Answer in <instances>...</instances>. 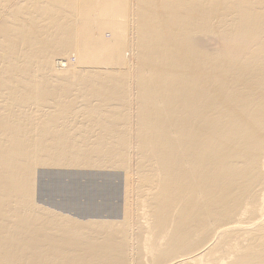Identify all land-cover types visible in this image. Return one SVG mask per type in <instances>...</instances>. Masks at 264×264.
<instances>
[{"label":"bare ground","instance_id":"obj_1","mask_svg":"<svg viewBox=\"0 0 264 264\" xmlns=\"http://www.w3.org/2000/svg\"><path fill=\"white\" fill-rule=\"evenodd\" d=\"M37 168L123 170L119 218ZM0 264H264V0H0Z\"/></svg>","mask_w":264,"mask_h":264},{"label":"rangeland","instance_id":"obj_2","mask_svg":"<svg viewBox=\"0 0 264 264\" xmlns=\"http://www.w3.org/2000/svg\"><path fill=\"white\" fill-rule=\"evenodd\" d=\"M103 37L106 40H110L112 36H111V33L106 30V31L103 32ZM209 42H211V41H208L207 43H209ZM128 53L130 54V52H126L125 51L126 58L130 57V55ZM127 55H128V57H127ZM63 58H64V60L69 61L68 68L71 67V65H73L77 61L76 55L74 53H69V54H67L66 57H63ZM75 127L78 128V129H92V128H96L97 126L96 125H93V124H86L85 122H75ZM132 163H133V157H132ZM122 173H123V170H120V169H107V168L106 169H103V170H96V169H51V168H37L36 169V172H35V180H34V190H35V198H34V200H35V203L38 204L39 207H42L44 209H49L48 211H51V212H54V213L57 212V213H60L62 215H65V216L67 215V216L72 217V218L77 219V220H86V219L87 220H89V219H94V220L95 219H97V220L98 219H100V220H113L112 219V218H114L113 216H115V220H116V218H119V212H118V215H117V212L116 211L120 210L121 209V205H122V200H120V199H122V196H123L122 195V188H123V186H122L123 185L122 184V176H120ZM105 175L106 176L107 175H111L110 176L111 178H110L109 182H110V185L111 184H114L113 185V187H114L113 188V191L115 193H113L114 195L112 194L110 196L111 199H109V200H107V199L106 200H103V197L101 198L102 195H99L100 197L98 198V196H97L98 194L97 195H93L92 194V192L94 191L93 189H95V191H96V190H99L100 188L106 187L107 180H106V182L104 181L105 180V177H106ZM70 176H71V179H70ZM76 177H77L78 180L76 179ZM119 179H121V180H119ZM71 180H72V182H74L73 184L75 186H77V187H75L74 185H72ZM56 181H57V184H55ZM69 182H70V184H69ZM61 183H63V184H61ZM76 183H78V184H76ZM90 185H91V187L93 189L92 188L89 189L90 188ZM116 185H118L117 187H119L118 190H117ZM68 187H70L72 189L78 188V190L76 189L75 191L76 192L79 191V193H74V194L69 193V195L68 194H65L68 191V189H70ZM81 187H84V188H81ZM110 187L112 188V186H110ZM46 191H48V192H46ZM117 191H118V193H116ZM90 192H91V194H90ZM88 194L89 195H92L90 197L91 199L89 198V195ZM66 195H68L69 197L66 196ZM113 196H115V197H113ZM86 197H87V199H86ZM92 198H94V199H92ZM70 200H72V201H70ZM92 200H93V202H92ZM76 202L78 204H76ZM89 203L92 204V205L90 206ZM104 203H107L106 205H108V204L111 203L112 206L115 207V208H112V209L113 210H116L115 211L116 215H113L115 213H112V211L109 212L106 209V206L103 209ZM87 204H88V206H87ZM72 206H74V207H72ZM75 206H76V208H75ZM85 206H87V207H85ZM89 206L92 207V208H89L88 211H85V210H87V208ZM110 206L111 205H109V207ZM118 206L120 208H118ZM95 207L98 208V210L96 209V211H94L93 209ZM67 208H68L69 211L67 210ZM71 208H72L73 211H71V213H70ZM81 209L83 211H81ZM90 209L93 210V211H91ZM109 213H111V214L109 215ZM111 215H113V216L111 217ZM93 216H94V218H93Z\"/></svg>","mask_w":264,"mask_h":264}]
</instances>
